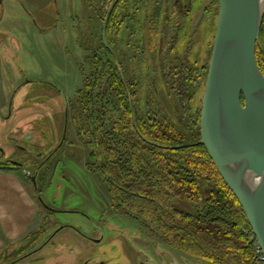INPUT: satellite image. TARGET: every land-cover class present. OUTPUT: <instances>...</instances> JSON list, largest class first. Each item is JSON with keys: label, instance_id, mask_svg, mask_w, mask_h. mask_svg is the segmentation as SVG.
<instances>
[{"label": "rangeland", "instance_id": "rangeland-1", "mask_svg": "<svg viewBox=\"0 0 264 264\" xmlns=\"http://www.w3.org/2000/svg\"><path fill=\"white\" fill-rule=\"evenodd\" d=\"M113 1L0 0V85L5 86L8 99L10 93H15L11 107L0 103L3 110L0 112V159L24 162L25 168L35 171L30 164L35 154L14 147L23 126L33 129L37 135L34 142L26 145L39 152L38 161L53 152L52 158L45 163L47 168L43 170L39 190L30 178L26 179L38 211L36 224L39 226L32 237L37 241L34 246L44 239L41 237L43 231L50 232L65 224L97 236L89 215L106 223L107 236L100 250H105L108 256L112 246H116V252L120 249L122 236L114 227L125 228L122 238L128 257L126 264H140V261L147 264H215L168 246L162 237L146 231L134 219L120 216V211L111 206L103 182L89 168V151L78 135L76 124L67 120L64 108L84 83L82 70L89 68L88 55L99 47L104 20ZM122 13H126L128 20L112 31L115 38L109 44L118 61L134 55L150 37L145 32L144 16L157 20L161 27L160 50L153 51L155 72L150 79L141 78V104L144 105L143 100L149 99L152 90L157 89V95L151 98L154 107L171 117H175V107L186 116L187 54H191L194 68L208 61L214 42L213 35H208L218 13L214 0H180L179 5L176 0H124L117 11L118 17ZM136 61L137 68L143 72L142 68L146 71L150 65L143 59ZM196 87V102L199 103L203 83ZM2 93L0 88V98H4ZM2 113L7 114V118ZM66 128V141L59 149ZM42 141L46 145L36 146ZM7 166L17 168L11 163ZM24 240L26 238L8 247L4 255L0 253V264L12 260V256H4ZM55 241L58 247L49 244L46 249L14 264H67L73 259L86 260L97 251L88 239L71 227L62 228Z\"/></svg>", "mask_w": 264, "mask_h": 264}, {"label": "trees", "instance_id": "trees-1", "mask_svg": "<svg viewBox=\"0 0 264 264\" xmlns=\"http://www.w3.org/2000/svg\"><path fill=\"white\" fill-rule=\"evenodd\" d=\"M122 1H118L108 20L109 44L115 38L112 31L128 20L126 13L117 15ZM179 3L176 0V5ZM214 4L218 13L208 35H213V41L218 0ZM142 19L150 37L134 55L119 60L124 77L114 52L101 37L99 47L88 55L89 68L82 70L83 85L64 108L89 151V168L103 182L111 206L127 212L146 231L162 237L168 246L215 264H264V259L255 254V238H251L254 233L240 201L206 147L194 144L201 138L204 94L203 90L197 103L196 85L203 83L205 87L214 42L208 61L202 66L194 68L191 54H187L184 82L188 88V112L185 116L173 107L175 117H171L152 104L157 89L141 104V78L153 77V51H159L161 46L157 20L150 16ZM138 58L151 66L146 71L142 68L144 72L139 70ZM257 59L264 73V21ZM33 233L26 239L34 242Z\"/></svg>", "mask_w": 264, "mask_h": 264}, {"label": "water", "instance_id": "water-1", "mask_svg": "<svg viewBox=\"0 0 264 264\" xmlns=\"http://www.w3.org/2000/svg\"><path fill=\"white\" fill-rule=\"evenodd\" d=\"M117 1L111 3L103 24L102 38L112 52L106 33ZM218 2L200 117L201 138L194 144H203L208 150L264 252V73L257 59L264 0ZM130 102L134 111L131 93Z\"/></svg>", "mask_w": 264, "mask_h": 264}, {"label": "flooded vegetation", "instance_id": "flooded-vegetation-1", "mask_svg": "<svg viewBox=\"0 0 264 264\" xmlns=\"http://www.w3.org/2000/svg\"><path fill=\"white\" fill-rule=\"evenodd\" d=\"M119 1V0H118ZM117 1V3H118ZM116 3V4H117ZM115 4V6H116ZM114 6V7H115ZM114 9V8H113ZM8 71H6L7 74ZM15 96L12 93H10L9 95V99L8 96L7 101H6V105H8V107L12 106L13 103V98ZM5 105V106H6ZM3 110L0 107V112H2ZM4 114V117L7 118V114ZM67 120H68V116H67ZM65 136L63 138V140H61V143L59 145V149L61 147H63L64 142L66 141V136H67V128L65 129ZM37 135L34 133L33 129H29V128H25L24 126L21 128L20 130V134L17 137V141L14 143V147L21 149L23 151H26L30 154H35L34 156H32L33 159L30 160V164L31 167H33V169L35 171L32 172V169H28L25 168V163L24 162H13V160L6 159V160H2V158L0 159V165L3 164H14L15 166H17V168H22L25 176L27 178H30L31 181L34 182V184L36 185V187L38 188L37 190H39V183L40 180H42V175H43V170H45L47 168V165L45 164L46 161L49 158H52L53 152H50L46 157L42 158L40 161L37 160V158H39V152H36V150L33 148L31 149L29 146H27L26 144L28 143H32L34 142L33 140H35L34 138H36ZM44 146L46 145L43 141L42 143H38L36 144V146ZM35 152V153H34ZM35 167V168H34ZM52 209V208H50ZM86 213V212H83ZM120 214V216H126L129 217V215L127 214V212H118ZM89 218V221L92 224V230L98 234L97 236H94L93 234H89L86 231L81 230L80 227H76V226H72V225H61L60 227L54 228L52 229L50 232L47 231H43V235L44 239L40 242V244L38 246H34V244L37 242H32V240H24V242H22V244H20L19 247H14L15 249L6 254L5 258H9V257H13L12 260H9L8 262H6L5 264H14L17 263V261L22 260L23 258H26L28 256H32L33 254H35L38 251H42L44 249H46L49 244H52L53 247H58L57 242L55 241V238L57 236V234L60 232V230L64 227H71L73 228L76 232H78L80 235H82L83 237H85L86 239H88L97 249L96 254L91 255L89 258H87L86 260L83 261H78V259H73L71 262H67V264H126V261L128 259L127 257V253L125 250V246H124V241L123 238L125 236V228L121 227V226H115L114 227V231L118 233V235L122 236L120 237V249L119 252H116V246H112V252L110 253V255L108 256V253L106 254L105 250L101 251L100 247L102 245H104L105 239H106V228H105V224L104 222H100L99 220H95L94 217H91L89 215H87ZM131 218V217H130ZM133 219V218H132ZM66 244V243H64ZM62 244L59 245V247ZM58 251H61L60 249H58ZM104 255V256H103ZM124 256V257H123ZM126 257V259H125ZM46 263V262H45ZM140 264H147L144 261H140Z\"/></svg>", "mask_w": 264, "mask_h": 264}, {"label": "crops", "instance_id": "crops-1", "mask_svg": "<svg viewBox=\"0 0 264 264\" xmlns=\"http://www.w3.org/2000/svg\"><path fill=\"white\" fill-rule=\"evenodd\" d=\"M0 88L4 95L0 103L6 105L8 93L5 86L0 85ZM6 165L10 164L0 165V253L35 232L39 226L36 224L37 204L26 182L27 177L22 170Z\"/></svg>", "mask_w": 264, "mask_h": 264}, {"label": "built area", "instance_id": "built-area-1", "mask_svg": "<svg viewBox=\"0 0 264 264\" xmlns=\"http://www.w3.org/2000/svg\"><path fill=\"white\" fill-rule=\"evenodd\" d=\"M251 238L252 239L255 238V242H254L253 248H254V251H255L256 256L258 258H260V259H264V252H263L261 246L259 245V243H258V241L256 239V236L255 235L254 236L252 235Z\"/></svg>", "mask_w": 264, "mask_h": 264}]
</instances>
